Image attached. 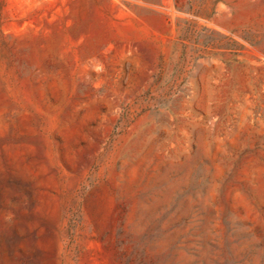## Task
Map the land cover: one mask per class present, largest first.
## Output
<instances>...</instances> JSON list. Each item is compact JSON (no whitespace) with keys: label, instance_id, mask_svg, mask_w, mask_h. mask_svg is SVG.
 Instances as JSON below:
<instances>
[{"label":"rangeland","instance_id":"rangeland-1","mask_svg":"<svg viewBox=\"0 0 264 264\" xmlns=\"http://www.w3.org/2000/svg\"><path fill=\"white\" fill-rule=\"evenodd\" d=\"M0 264H264V0H0Z\"/></svg>","mask_w":264,"mask_h":264}]
</instances>
